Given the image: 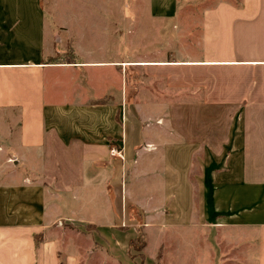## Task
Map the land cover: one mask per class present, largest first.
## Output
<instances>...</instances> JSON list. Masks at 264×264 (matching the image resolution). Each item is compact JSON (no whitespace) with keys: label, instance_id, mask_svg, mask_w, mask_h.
<instances>
[{"label":"crops","instance_id":"obj_1","mask_svg":"<svg viewBox=\"0 0 264 264\" xmlns=\"http://www.w3.org/2000/svg\"><path fill=\"white\" fill-rule=\"evenodd\" d=\"M59 2L0 0V264H264V0Z\"/></svg>","mask_w":264,"mask_h":264},{"label":"rangeland","instance_id":"obj_2","mask_svg":"<svg viewBox=\"0 0 264 264\" xmlns=\"http://www.w3.org/2000/svg\"><path fill=\"white\" fill-rule=\"evenodd\" d=\"M59 1H60L59 6H58L59 11H61L62 6L74 7L77 5V2H78V0H59ZM216 1H218V0H178V2L181 4V6L183 5V7H185L184 8L185 13H183V16L185 18H191V17L196 18V17H198L200 15V11L203 7H206L207 5L213 4ZM130 2L132 5H135V3L138 6L141 5L143 9L148 4V0H146V3L144 2V0H131ZM130 2L128 0H123L122 2H119L117 0L116 4L120 3V5H121L120 9H121V11H123V9L126 8L124 6V4L125 3L129 4ZM138 11H139L138 8H136V12H138ZM67 12L68 11L65 10V16H68L66 14ZM68 14L71 15V12H69ZM137 15H139V13H137ZM133 18H134V14H132V19ZM66 19H68L67 21H70L71 16H68ZM146 20L149 21L151 19H150V17H146ZM115 22H116L117 26H119V28L116 31V35H117V33H119V36L122 37L123 36L122 20H116ZM164 31L167 32V29L165 28ZM102 47L105 48L108 46H102ZM119 48L122 52V50H123L122 48H124V46H120ZM66 52L67 53H65V55L71 54L72 48H71L70 44H68V46L66 47ZM54 58L55 57H53V59ZM130 213H132V212H130ZM130 215H132V214H130ZM63 227L67 228L69 231H72L74 233L75 232L85 233V232H89L91 230V228H89V226H87V224L82 225V222H80V224H77V225L67 224V225H64ZM80 233H79V236L77 237L79 239L81 238L80 236H82V235H80ZM192 233L193 234L190 235V238L185 237L186 239H185L184 247L181 246L183 248L179 254V251H178L179 250V244L177 243V240L172 238V234L169 233L168 236H165L164 232L162 233L161 231H157V228H150V229H148V236L146 238L147 244L144 248V252L148 258L155 259L156 251H158L159 248L161 247V245H163L162 248H164V255H163L162 259H160L158 261L157 264H194L192 261L189 262L188 256L190 254H193L196 249H197V251H200L201 244H199V242H198L200 240L198 235H197L198 232H196V230H194V232H192ZM69 239L71 241L72 238H69ZM172 240H174L173 243H172ZM81 245L84 248L87 246H92V244L89 243V238L86 236L84 238H82ZM203 246H204V243H203ZM162 248L160 250H162ZM201 251H203V250L201 249ZM133 252H134V250H133ZM87 253L89 254V252H87ZM94 255L96 257V259L94 261L99 260L98 264H101L102 260L106 259V254L103 251L102 252L97 251L96 254H94ZM94 255H93V257H94ZM99 257H100V259H99ZM101 257H102V259H101ZM90 263H91V261H88L85 264H90ZM131 263L132 264H140V262L137 261V259H135V262H131ZM103 264H105V262H103ZM195 264H198V262Z\"/></svg>","mask_w":264,"mask_h":264},{"label":"trees","instance_id":"obj_3","mask_svg":"<svg viewBox=\"0 0 264 264\" xmlns=\"http://www.w3.org/2000/svg\"><path fill=\"white\" fill-rule=\"evenodd\" d=\"M92 227L91 225H87ZM145 245L144 235L138 233L135 238L130 241V246L135 252H140ZM142 256V254H140Z\"/></svg>","mask_w":264,"mask_h":264}]
</instances>
